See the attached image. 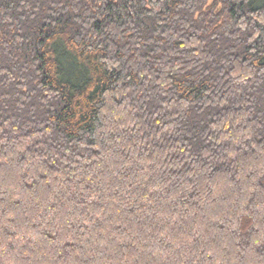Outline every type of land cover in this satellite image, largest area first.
<instances>
[{
  "label": "trees",
  "instance_id": "trees-1",
  "mask_svg": "<svg viewBox=\"0 0 264 264\" xmlns=\"http://www.w3.org/2000/svg\"><path fill=\"white\" fill-rule=\"evenodd\" d=\"M0 264H264V0H0Z\"/></svg>",
  "mask_w": 264,
  "mask_h": 264
}]
</instances>
